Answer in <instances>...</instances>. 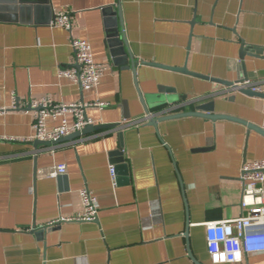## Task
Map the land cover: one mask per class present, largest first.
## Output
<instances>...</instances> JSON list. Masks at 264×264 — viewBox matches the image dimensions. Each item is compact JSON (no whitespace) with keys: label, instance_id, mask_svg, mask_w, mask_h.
<instances>
[{"label":"crops","instance_id":"obj_1","mask_svg":"<svg viewBox=\"0 0 264 264\" xmlns=\"http://www.w3.org/2000/svg\"><path fill=\"white\" fill-rule=\"evenodd\" d=\"M49 5L48 15L38 14L43 24L19 21L26 19L19 10L16 21L2 12L0 108L6 111L0 113V136L33 138L32 113L11 111L13 99L106 102L102 110L87 108L85 116L93 126L117 127L51 147L35 140L0 141V264H211L205 225L244 214L241 166L264 160V137L234 121L200 116L162 120L154 128L148 116L174 117L213 102L214 114L261 128L264 98L144 63L186 67L231 83L242 81L246 70L247 79L263 82L264 0H49ZM55 12H69L71 31L51 25ZM72 38L86 41L94 62L105 67L93 90L83 92L57 76L74 64ZM243 44L257 49V57L240 58ZM122 48L128 68L116 63ZM57 124L51 119L46 127ZM119 133L122 174L111 156ZM59 164L66 168L60 181L48 176ZM82 189L95 196L97 220L47 226L82 214ZM239 264H264V254H250Z\"/></svg>","mask_w":264,"mask_h":264},{"label":"built area","instance_id":"obj_2","mask_svg":"<svg viewBox=\"0 0 264 264\" xmlns=\"http://www.w3.org/2000/svg\"><path fill=\"white\" fill-rule=\"evenodd\" d=\"M51 25L64 30L71 31V18L69 12H55ZM70 47L73 51L74 64L67 69L59 70L58 78L69 80L78 85L80 89L90 91L99 85L105 67L97 65L91 54V47L86 41L72 38ZM249 89L255 94H264V81L246 80L243 83L234 84L229 87ZM11 111L32 113L33 115V138H11L0 136V141L32 142L40 141L53 143L69 137L70 134L81 132L86 126L91 125V120L85 116L87 108L99 110L109 104L106 102H76L57 103L51 99L42 98L32 101H17L13 99ZM5 108H0V113H4ZM68 116L72 122H68ZM57 120L58 124L48 130L46 123L48 120ZM264 132V110L263 122L261 125ZM111 178L114 180L115 171L109 168ZM66 174L64 165H54L49 170V177L63 176ZM241 186L240 205L243 215L230 221H220L205 225V240L207 253L211 264H239L250 254H264V160L247 161L241 166L239 177ZM82 214L71 217H59L49 222L47 226L62 223H89L97 220L98 209L95 205L94 194L87 189L80 191Z\"/></svg>","mask_w":264,"mask_h":264},{"label":"water","instance_id":"obj_3","mask_svg":"<svg viewBox=\"0 0 264 264\" xmlns=\"http://www.w3.org/2000/svg\"><path fill=\"white\" fill-rule=\"evenodd\" d=\"M20 11V12H23L24 13V17L26 19H20L19 21L21 22H28L29 24L32 23H40V24H43V21H39L37 18H38V14L41 12V13H47V15L49 14V12H51V7L49 5V0H0V19L2 18V12L4 11H8L11 13L12 15V19L10 18L11 21H16L17 18H16V14L15 12L17 11ZM108 9H104V11H106ZM24 20H28V21H24ZM45 22L44 23H48V20H44ZM112 44L114 46H119V42L117 41H112ZM121 51V58L118 59V61L116 62L118 65L120 64H125L126 65V68H128L127 64H126V59H127V55L125 53V51L122 49H120ZM259 54V51L255 48H253L252 46H248L246 44H243V47L241 49V52H240V58H242V56L244 55H247L249 57H252V58H255L257 57V55ZM148 66H151V67H159V68H162V69H166V70H169V71H172V72H179V73H182V74H187V75H193L195 77H198V78H202V79H205V80H212L213 82H215L216 84H219V85H222L224 87H232L234 84H238V83H243L245 82L247 79V72L246 70H244L243 72V80L242 81H239L238 83H231V82H223V81H220V80H215V79H211V78H207V77H204V76H201V75H198V74H195V73H190L188 72L187 68L184 67V68H169V67H166V66H163V65H159V64H150V63H144ZM134 67V66H133ZM161 89V88H160ZM162 90V89H161ZM235 90H237L239 93L243 94V95H247V96H250V97H256V98H264V94L263 95H260V94H255V93H252L249 89L245 88V89H240V88H236ZM151 99H154V100H157L158 96H149ZM163 104V103H161ZM156 106V105H155ZM148 114V112H146ZM180 116H200V117H203V118H206V119H211V120H230V121H234V122H237L239 124H242L244 125L245 127L247 126V128L250 130H254L255 132H258L261 136L264 137V132H262V130L260 128H257L255 126H252L251 124H247L243 121H241L240 119L238 118H235V117H232V116H226V115H218V114H214V104L213 102H210V103H207V104H204V105H199L195 108V111H193L192 113H185V114H181V115H175L174 117H163V118H154V117H151V116H148V125L149 126H152L154 128H156L157 126V123L159 121H162V120H169L171 118H175V117H180ZM117 126L116 125H108V124H105V125H100V126H93V125H88L86 126L85 129H83L81 132H75V133H72L69 135V137L65 138V139H62L60 141H57V142H53V143H47V142H40V141H35V144H41V145H44V146H47V147H51V145H57L63 141H67L69 140L70 138H75V137H79L80 134H86L88 133L89 131H93V130H96V131H104V130H113L115 129ZM118 138H119V146L118 148L111 152V156L112 157H116L117 159L115 160V169L117 171V173H121L123 172V170H125V163L123 161V153H122V134L119 133L118 134ZM62 176H59L57 177V180L60 181L62 178ZM185 237L187 238V229L185 230ZM191 257V256H190ZM193 259V258H192ZM194 260V259H193ZM196 263V262H195Z\"/></svg>","mask_w":264,"mask_h":264}]
</instances>
